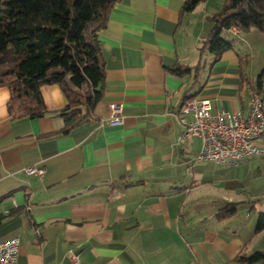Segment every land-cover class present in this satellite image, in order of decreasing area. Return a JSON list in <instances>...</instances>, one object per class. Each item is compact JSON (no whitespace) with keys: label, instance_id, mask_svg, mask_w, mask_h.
<instances>
[{"label":"crops","instance_id":"1","mask_svg":"<svg viewBox=\"0 0 264 264\" xmlns=\"http://www.w3.org/2000/svg\"><path fill=\"white\" fill-rule=\"evenodd\" d=\"M186 1L115 4L100 34L103 96L69 132L58 84L42 87L40 117L11 115L0 84V242L20 238L17 264H247L264 255V137L260 154L237 163L198 161L202 140L179 141L191 95L216 110L248 109L264 33L225 30L232 48L214 61L202 45L224 1L189 12ZM179 65L190 70L173 71ZM113 116L123 122L110 125ZM29 165L45 175L26 173Z\"/></svg>","mask_w":264,"mask_h":264},{"label":"trees","instance_id":"2","mask_svg":"<svg viewBox=\"0 0 264 264\" xmlns=\"http://www.w3.org/2000/svg\"><path fill=\"white\" fill-rule=\"evenodd\" d=\"M121 0H0V84L9 87V112L16 117H40L47 113L42 87L58 84L67 105L59 112L64 132L85 120L102 98L106 69L100 34L110 12ZM203 0H187L184 10H193ZM213 28L202 49L214 61L232 48L223 32L233 26L241 31L257 28L264 33V0H224L223 8L211 17ZM213 61V62H214ZM176 66L173 71L184 73ZM264 68L254 88L261 92ZM194 96V95H191ZM236 206L224 207L228 216ZM264 229V212L257 230ZM256 253L245 257L250 264L263 260Z\"/></svg>","mask_w":264,"mask_h":264},{"label":"built area","instance_id":"3","mask_svg":"<svg viewBox=\"0 0 264 264\" xmlns=\"http://www.w3.org/2000/svg\"><path fill=\"white\" fill-rule=\"evenodd\" d=\"M231 28L235 33L240 32L236 26ZM263 103L262 93L255 88L249 90L246 111L216 110L211 100L189 96L184 99L179 111V121L183 127L179 141L184 142L187 137L202 140L198 161L237 163L243 157L260 154L262 149L259 141L264 137ZM112 109L117 112L119 106L112 104ZM122 122L121 116H113L108 123L115 125ZM24 171L42 177L46 168L29 165ZM19 252V237L14 236L0 242V264H17ZM72 258L76 262L78 255H72Z\"/></svg>","mask_w":264,"mask_h":264},{"label":"rangeland","instance_id":"4","mask_svg":"<svg viewBox=\"0 0 264 264\" xmlns=\"http://www.w3.org/2000/svg\"><path fill=\"white\" fill-rule=\"evenodd\" d=\"M214 1H216V0H211V1H210V5H211ZM223 1H224V0H223Z\"/></svg>","mask_w":264,"mask_h":264}]
</instances>
